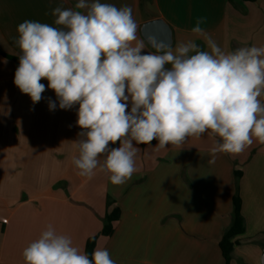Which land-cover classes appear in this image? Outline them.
<instances>
[{
  "label": "crops",
  "instance_id": "obj_1",
  "mask_svg": "<svg viewBox=\"0 0 264 264\" xmlns=\"http://www.w3.org/2000/svg\"><path fill=\"white\" fill-rule=\"evenodd\" d=\"M100 2L132 8L144 52L155 49L142 27L157 19L169 26L173 49L191 40L210 51L204 38L191 31L199 17L206 18L201 27L226 53L264 46V0ZM76 3L0 0V264H25L24 248L49 225L84 252L87 241L98 236L96 248L107 249L116 264H225L220 242L232 222L235 171L242 173L246 231L237 238L231 264H257L264 254V144L254 140L243 152L218 153L209 163L213 139L207 134L164 149L155 148L158 141L153 140L137 145L136 172L126 183L114 185L99 170L86 179L72 164L81 131L78 105L60 109L46 79L35 104L15 86L18 66L7 56L19 57L17 26L33 20L59 27L52 10H76ZM259 99L264 103V96ZM50 100L57 105L53 110ZM114 207L121 209V218L111 237L102 236L106 214Z\"/></svg>",
  "mask_w": 264,
  "mask_h": 264
},
{
  "label": "clouds",
  "instance_id": "obj_2",
  "mask_svg": "<svg viewBox=\"0 0 264 264\" xmlns=\"http://www.w3.org/2000/svg\"><path fill=\"white\" fill-rule=\"evenodd\" d=\"M75 9L52 10L59 27L33 20L17 26L14 84L35 104L46 79L60 109L78 105L81 131L72 164L79 176L91 179L99 170L122 185L136 172L137 145L153 140L164 149L207 134L213 139L209 163L218 153L243 152L254 140L264 144V46L226 53L199 17L191 31L210 51L191 40L173 49L152 39L155 52H144L130 6L78 0ZM48 106L57 105L50 100ZM22 256L25 264H116L105 248L89 258L51 225ZM257 264H264V254Z\"/></svg>",
  "mask_w": 264,
  "mask_h": 264
},
{
  "label": "trees",
  "instance_id": "obj_3",
  "mask_svg": "<svg viewBox=\"0 0 264 264\" xmlns=\"http://www.w3.org/2000/svg\"><path fill=\"white\" fill-rule=\"evenodd\" d=\"M142 3L150 0H141ZM230 3L235 4L237 1L242 2H250L254 3L257 0H228ZM8 58L15 61L17 66H19V57H11ZM242 176L240 171H235L236 177V193L233 198V213H232V222L230 227L226 230L221 242L220 249L222 251V255L225 261V264H231L233 252L235 246L238 244V237L243 235L246 231L245 219L242 214V198L239 190V180ZM121 209L119 207H114L110 210L104 219V227L101 232L102 236L111 237L115 231V225L121 218ZM98 241V236L92 237L87 241L86 244V253L91 258L93 251L96 249Z\"/></svg>",
  "mask_w": 264,
  "mask_h": 264
},
{
  "label": "water",
  "instance_id": "obj_4",
  "mask_svg": "<svg viewBox=\"0 0 264 264\" xmlns=\"http://www.w3.org/2000/svg\"><path fill=\"white\" fill-rule=\"evenodd\" d=\"M142 35L150 45L152 39L172 44L171 30L169 26L160 19L146 22L142 27Z\"/></svg>",
  "mask_w": 264,
  "mask_h": 264
}]
</instances>
